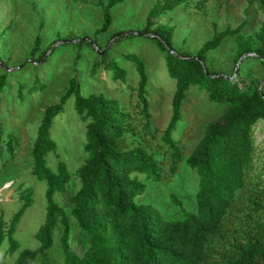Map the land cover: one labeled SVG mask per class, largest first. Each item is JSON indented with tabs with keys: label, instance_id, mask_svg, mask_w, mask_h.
Wrapping results in <instances>:
<instances>
[{
	"label": "trees",
	"instance_id": "16d2710c",
	"mask_svg": "<svg viewBox=\"0 0 264 264\" xmlns=\"http://www.w3.org/2000/svg\"><path fill=\"white\" fill-rule=\"evenodd\" d=\"M122 1L108 0L99 33L110 29L112 8ZM190 1L156 0L142 30L145 33L153 31L157 44L166 53L168 73L176 81L172 116L163 131L162 143L152 149L146 139L147 135L154 134L147 88L149 75L141 57L125 55L134 63L139 75L137 95L144 120L142 129L120 99L103 93L85 95L78 77L70 78L58 103L46 108L31 150L32 175L46 181L45 216L35 234L39 246L21 248L15 238L22 217L34 202V187L28 186L21 190L22 204L12 217L5 220L0 215V253L4 241L8 240L6 253L17 254L12 262L0 255V264H54L49 258V251L54 247L60 249L59 264H264V217L251 215L246 218L242 224L245 239L230 245L222 258L214 254V236L220 231L238 192L246 187L254 167L253 131L257 121L264 120V91L259 87L242 90L237 78L206 67L209 52L219 48L228 37L235 38L237 59L254 53L264 64V23L258 33L257 46L251 36L242 32V25L219 30L214 24L213 36L195 55L181 53L172 46L175 25L157 23L156 18ZM207 1L197 0L200 5ZM261 1L264 8V0ZM155 24L157 26L152 29ZM41 43L42 36L38 33L31 51L33 55L40 50ZM107 55L108 50L99 54L92 73L105 64L112 70L114 79L126 80L127 71L116 60H106ZM35 82L40 83L39 75ZM6 84V75H2L0 93ZM191 86L206 89L212 102L227 104L229 108L219 119L207 124L203 137L185 157L174 134ZM18 93L23 100L22 87ZM70 98H74L80 121L86 123L84 152L88 157L78 170V187L69 195L72 206L69 213L56 200V194L68 190L72 171L62 158L53 169L47 156L53 152L59 157L58 143L51 136V128ZM128 134L133 142L128 141ZM19 140L14 131L5 133L0 123V159H3L4 148L14 157ZM164 146L169 152V170L175 171L183 161L197 174L196 209L186 208L181 198L171 194L172 201L180 207L179 218H168L156 204L139 201L148 187L147 180L160 181L164 176V158L160 155ZM254 177L259 181L252 192L263 198L264 179L259 172ZM72 220L77 224L75 234L72 233ZM212 257H216L213 262L210 261Z\"/></svg>",
	"mask_w": 264,
	"mask_h": 264
},
{
	"label": "rangeland",
	"instance_id": "374dc122",
	"mask_svg": "<svg viewBox=\"0 0 264 264\" xmlns=\"http://www.w3.org/2000/svg\"><path fill=\"white\" fill-rule=\"evenodd\" d=\"M155 2L124 0L118 3L112 8V26L99 33L108 0H0V77L6 75L7 83L0 93V123L5 133L14 131L20 137L15 156L11 157L4 148L3 159H0V215L5 220L12 217L22 204L20 194L24 188L32 186L35 192L34 202L22 217L15 234L21 248L39 246L35 234L45 216L46 181L32 175V145L46 108L58 103L69 86L70 78L78 77L85 95L103 93L120 99L142 129L144 120L137 95L139 75L134 63L125 55L141 57L149 75L147 88L154 134L147 135L146 139L152 149H157L162 143L163 131L172 116L176 81L168 73L166 53L157 44L153 31H142ZM261 5V0H208L203 5L191 0L187 5L181 4L164 13L156 21L175 25L172 46L181 53L195 55L201 45L213 36L214 24L219 30L242 25V32L251 36L257 46L260 42L258 33L264 23ZM156 26L153 25L152 29ZM38 33L42 36V43L40 50L33 55L31 51ZM105 50H108L106 60H116L127 71L126 80L114 79L112 70L105 64L95 74L92 73L93 64ZM236 56L235 38L228 37L219 48L209 52L206 67L212 72L237 78L242 90L259 87L264 91V64L255 58L254 53L240 59ZM37 75L40 83L35 82ZM19 87L25 92L23 100L18 93ZM228 108L227 104L212 102L206 89L190 87L181 107L182 119L174 134L185 157L199 143L207 124L219 119ZM51 136L58 143L59 157L50 153L48 164L55 169L59 158H62L73 174L68 190L56 194V200L70 213L69 195L77 189L78 170L88 157L84 152L86 123L80 121L75 111L74 98H70L64 110L55 117ZM253 136L254 167L247 185L238 192L220 231L214 236V254L218 258H222L230 245L245 239L242 224L246 218L251 215L264 217V197H256L252 192L259 181L254 177L255 173L259 172L264 179V120L257 121ZM127 138L133 142L130 134ZM160 155L164 158V176L160 181L147 180L148 187L139 201L156 204L168 218H179L180 207L172 201L171 194L181 198L186 208L196 209L197 174L183 161L178 163L175 171L169 170L170 157L166 146L161 148ZM71 227L75 234L77 224L73 220ZM8 244L5 240L0 255L12 262L17 254L10 256L6 253ZM49 254L54 264L61 262L58 247L52 248Z\"/></svg>",
	"mask_w": 264,
	"mask_h": 264
},
{
	"label": "water",
	"instance_id": "95a60500",
	"mask_svg": "<svg viewBox=\"0 0 264 264\" xmlns=\"http://www.w3.org/2000/svg\"><path fill=\"white\" fill-rule=\"evenodd\" d=\"M172 52H174V53H175V51H174V50H172ZM242 57H243V56H242ZM242 57H241V58H242Z\"/></svg>",
	"mask_w": 264,
	"mask_h": 264
}]
</instances>
